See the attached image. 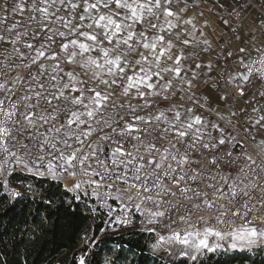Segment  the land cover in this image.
Listing matches in <instances>:
<instances>
[{
  "label": "snow or ice",
  "instance_id": "1",
  "mask_svg": "<svg viewBox=\"0 0 264 264\" xmlns=\"http://www.w3.org/2000/svg\"><path fill=\"white\" fill-rule=\"evenodd\" d=\"M243 23L221 0H0L3 187L49 176L193 261L264 244V39L220 43Z\"/></svg>",
  "mask_w": 264,
  "mask_h": 264
},
{
  "label": "trees",
  "instance_id": "2",
  "mask_svg": "<svg viewBox=\"0 0 264 264\" xmlns=\"http://www.w3.org/2000/svg\"><path fill=\"white\" fill-rule=\"evenodd\" d=\"M18 182L27 185L32 196L10 198L0 179V264H79L82 258L99 264L103 251L111 258L121 254L123 264H264L261 251L253 256L203 251L193 261L175 252H158L143 232L98 235L104 214L82 196L77 200L60 182L46 179L11 175L8 183L14 188ZM86 234L97 237L93 248H88Z\"/></svg>",
  "mask_w": 264,
  "mask_h": 264
},
{
  "label": "built area",
  "instance_id": "3",
  "mask_svg": "<svg viewBox=\"0 0 264 264\" xmlns=\"http://www.w3.org/2000/svg\"><path fill=\"white\" fill-rule=\"evenodd\" d=\"M233 3H234L235 8L241 13V19L243 20V22L246 20V18L250 14L254 15L255 18L258 19L259 21L264 20V0H233ZM229 11H231V8H229ZM226 18H231V17H226ZM237 22H239V21H237ZM240 30H241V28L239 29V31ZM260 36H261V39H264V31L260 30ZM227 40L228 41L230 40L231 42L229 43V45L225 49V51H227L229 49L234 50V47H233V43L235 41L234 40V35L230 31L227 33ZM252 56L255 57V53ZM221 62H223V61L221 60ZM251 86L252 87H258L259 85L258 84H253ZM249 95H251L250 91L244 97L238 98L236 104L238 102L243 103V101L246 100ZM262 103H264V101H262ZM12 175H19L22 178H26L28 180H30V179H36V180L46 179V180H49V181H54L49 176H36V175L31 174V173L22 172L20 170H17ZM0 179H1V183H4L5 178L0 177ZM9 179H10V177L7 178L8 182H9ZM60 183L62 184V182H60ZM6 189H7L9 197L12 198V199H16V198H13L11 196V191L12 190H15L16 192H18L20 194L19 197H17V198H20L23 195L32 196V192L29 191V189L27 188V185H25V186L22 185V182H18L17 186L14 187V188H11L9 186V183H8V187ZM73 194L76 195L75 193H73ZM81 196L83 197V199L87 200L92 207L96 208L99 211H102L103 214H104V221H103V224H102L103 227H102V230L100 231V233L98 235H101L102 233L115 234L117 232L132 231L133 230V231H138V232H143L145 234H149L150 238L153 241V244L156 243V237H155L154 234L141 230L142 225L139 222L140 221V217L139 216H136V217L133 218L134 222L130 226H126V227L125 226H116L117 230H111L109 228V219H110L109 214H108L109 213V209L107 207L100 206V204H98L94 199H88L87 197H84L82 194H81ZM109 203L112 204L113 207H117V202L109 201ZM117 215H119V211L113 212L112 213V218L114 219ZM105 229H108V230H105ZM111 247H114V248L118 249V247L116 245H111ZM156 250L158 252L162 253V254L163 253H168L163 248L156 249ZM263 250H264V247H263ZM101 255H102L101 261L111 258L109 255L106 254L105 251H103Z\"/></svg>",
  "mask_w": 264,
  "mask_h": 264
},
{
  "label": "crops",
  "instance_id": "4",
  "mask_svg": "<svg viewBox=\"0 0 264 264\" xmlns=\"http://www.w3.org/2000/svg\"><path fill=\"white\" fill-rule=\"evenodd\" d=\"M221 2L225 3L226 6L233 4V0H221ZM221 12L223 14V10H221ZM259 24H260V21L258 19H256L254 15L250 14L246 18V20L243 23V27H241V30L239 31V33H240L239 41H237L234 37V40H235L233 43L234 50H237L239 47H248L251 54L252 55L254 54V52H252V50H251V46L249 44H247L246 42L251 39L253 29L256 30L255 35L257 37V43L259 44L261 42L262 39L260 36V29L257 27ZM225 41H228L227 35L221 38L220 43L224 44ZM217 99H218V97H216V95L213 93L212 94V103L215 104L217 102ZM240 104H242V103L238 102L236 104V106L239 107Z\"/></svg>",
  "mask_w": 264,
  "mask_h": 264
},
{
  "label": "rangeland",
  "instance_id": "5",
  "mask_svg": "<svg viewBox=\"0 0 264 264\" xmlns=\"http://www.w3.org/2000/svg\"><path fill=\"white\" fill-rule=\"evenodd\" d=\"M264 244H259L255 247L252 248H244V249H240V248H236V249H232L231 247H228L227 245L223 246V247H218L216 248L214 251L216 252H220V253H228V254H233V253H245L248 254L249 256H253L256 255L257 252L261 251L262 253H264L263 250ZM206 252H208L207 250H205ZM264 258V257H263Z\"/></svg>",
  "mask_w": 264,
  "mask_h": 264
}]
</instances>
